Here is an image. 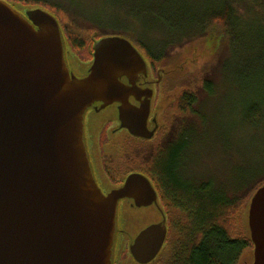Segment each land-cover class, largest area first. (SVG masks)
Here are the masks:
<instances>
[{
  "label": "water",
  "instance_id": "water-1",
  "mask_svg": "<svg viewBox=\"0 0 264 264\" xmlns=\"http://www.w3.org/2000/svg\"><path fill=\"white\" fill-rule=\"evenodd\" d=\"M67 52L54 14L41 7L22 12L0 0V264H116L125 198L133 199V208L154 205L160 212L157 222L129 237L134 260L148 264L169 230L157 191L143 173L102 190L86 145L85 115L97 103L100 109L118 104L120 127L152 137L153 89L138 85L155 79L150 63L122 35L95 42L82 76L71 69ZM189 60L159 72L184 69ZM247 224L253 248L239 262L249 256L248 264H264V184L250 198Z\"/></svg>",
  "mask_w": 264,
  "mask_h": 264
},
{
  "label": "trees",
  "instance_id": "trees-1",
  "mask_svg": "<svg viewBox=\"0 0 264 264\" xmlns=\"http://www.w3.org/2000/svg\"><path fill=\"white\" fill-rule=\"evenodd\" d=\"M9 2L22 12L27 8L41 7L54 14L61 25L69 55L84 61V67L93 60L95 42L108 35L125 36L139 46L153 75L160 68L181 64V56L174 52L176 48L192 49L195 46L194 49H198L199 42L198 46L206 42L214 46L215 50L204 52L203 57L206 54L208 60L197 66L193 73L187 71L185 63L184 69L164 74L167 87L183 88L182 102L169 108L165 127L159 135L161 143L146 144L141 154L136 155L143 157L145 171L157 188L162 185L165 192L160 189L161 193H166L173 205L187 214L181 240L177 241V247L166 246L159 256L160 264H237L244 252L253 248L247 211L253 193L264 184V174L249 184H239L236 189L215 187L210 181L194 184L183 178L180 159L185 156L190 142L184 127L187 117L195 116L193 108L200 103L198 90L212 95L220 78L225 82V68L230 57L235 58L236 54L240 53L238 67L242 76L253 78L257 74L250 70L264 67V0H206L202 3L191 0H112V10H121L130 25L143 15L169 25L175 33L170 35L172 39L164 40L160 50L138 37L132 28L118 25L122 22L118 11L112 14L117 19L114 25L80 23L71 10L52 5L47 0ZM245 9L249 12L244 16ZM254 16L259 18L257 23ZM248 41L254 43L252 49L257 51L256 64L250 63V66L247 52L251 43ZM195 53L196 50H192L189 58L192 66L201 60ZM261 111L260 106L252 102L245 108V117L248 121L255 120L262 117ZM118 259L119 256L116 264H121ZM127 259L130 260L125 264H137L131 254Z\"/></svg>",
  "mask_w": 264,
  "mask_h": 264
},
{
  "label": "rangeland",
  "instance_id": "rangeland-1",
  "mask_svg": "<svg viewBox=\"0 0 264 264\" xmlns=\"http://www.w3.org/2000/svg\"><path fill=\"white\" fill-rule=\"evenodd\" d=\"M47 1L52 5L57 4L62 8L71 10L80 23L90 22L110 25L113 23L114 25L117 20L115 19L116 17L112 15L116 14L118 11V9L112 10V0ZM191 1L194 3H202L206 0ZM168 5H170L169 2ZM248 12L249 11L245 9L243 15L245 16ZM117 14L122 17L120 18L122 22L118 23V25L132 28L135 34L141 37L142 40L153 43L152 47L156 50H160L164 44V40L165 42L170 40V35L175 33L169 25L161 21L149 20L147 15L134 19L135 22H131L130 25V21L126 19L121 10L118 11ZM254 19L256 23L259 20L258 16H254ZM152 33L156 36H153ZM248 43H251L248 49L249 52H247L250 56L248 60V65L250 66V63L256 64L257 51L252 49L254 43L249 41ZM199 44L200 42L197 44L198 49H194L195 46L192 49L189 47L187 49L180 47L178 49L176 48V51H174L178 56H181L180 60L182 63L185 62L187 58H191L192 50H196L195 55L201 57V60H199L195 66L194 64L192 66V64L186 63L188 72L193 73L197 66H200L204 61L208 60L206 54L204 56L205 58L203 57L205 51L207 52L209 49L212 51L215 50L213 49L214 46H209L207 42L202 46H198ZM226 55L227 51L223 53L224 57H226ZM231 57L227 63L228 67L225 68V82L220 78L214 92L211 93L212 95L198 90L200 103L193 108V114L195 116L191 118V115L189 119L187 117L184 132L186 131V134L190 138V142L185 156L180 159V163H182V176L187 182L198 184L210 181L215 187H230L231 189H236L239 187V184H249L255 178L264 174V67L259 66L258 68L260 70H254L250 67L252 69L250 71L253 73L255 72L257 75L253 78L245 77L242 76L240 67H238L240 53L236 54L235 58ZM67 59L71 69L78 76L86 74L87 69L83 65L84 61L78 57L70 56L68 52ZM154 78L156 79L155 75ZM165 78L166 77L159 82L168 85ZM197 88L198 87L195 89ZM174 89L175 91L171 90V92L167 91L165 95L162 94L160 99L154 103V111L158 113L159 119L163 120L164 124L162 125L164 127L166 124V114L170 106L173 105L174 99L178 98L177 102H182L180 90ZM252 102L260 106L262 109V117L248 121L245 117V108ZM112 113L113 109L108 107L94 115L91 119L92 129L98 131L102 122L112 116ZM188 113L191 114V110H189ZM176 125L177 123L175 126ZM175 126L173 128H175ZM113 146L116 148L115 151L118 155L125 160L129 159L128 149H126L128 146L127 143L119 147L116 140H114ZM137 154L140 155L141 153ZM152 181L155 183L153 179ZM160 189L165 192L162 185ZM163 192V199L159 203L161 208L163 210L165 209L168 213L169 230L165 243L166 245H164L162 251L166 246L170 248L173 246L177 247L176 243L181 240L180 236H183L184 233L183 226L187 222V214H183L184 211L181 208L179 209L177 206L173 205L168 195ZM131 204V202H127L124 205L125 210L121 217L120 228H125V233L127 232L121 235L117 245L119 254L118 262H121V264H125L130 260L127 259V256L130 258V235H133L150 223L157 222L161 217L158 209L154 205L133 208ZM159 256L148 264H160ZM249 258L248 256L237 264H248L247 261ZM135 262L139 264L137 261Z\"/></svg>",
  "mask_w": 264,
  "mask_h": 264
},
{
  "label": "flooded vegetation",
  "instance_id": "flooded-vegetation-1",
  "mask_svg": "<svg viewBox=\"0 0 264 264\" xmlns=\"http://www.w3.org/2000/svg\"><path fill=\"white\" fill-rule=\"evenodd\" d=\"M154 75L156 76V79L142 78L138 82V85L142 89L148 87L153 89L152 108L148 119V126L150 129H153L154 127H157V129L152 137L145 138L142 136H137L132 134L128 129L120 127V121L118 120V109H117L118 104H113L111 106H108L113 109L112 116L108 117L102 122L101 127L98 131L92 129L91 119L94 115L100 113L102 110L107 109L108 107H105L104 109H100L99 103H97L93 105L91 108H89V110L85 115V126H86L85 140H86L89 157L91 160L93 173L96 178V181L98 182L99 186L102 188V190L105 193H108L110 190L118 188L121 185H123L127 177L132 173H143L152 180V178L145 171V162L143 160V157H138L136 153H140V151L144 149L143 146L146 144H151L155 142H157V144L161 143V139L159 138V135L161 130L164 128V126L162 125L163 123L159 121L160 119L158 113L154 111V103L155 101L160 99V96L162 94L165 95L167 91L169 92H171V90L175 91L174 88L166 87L168 86L167 84L165 83L161 84V82L158 81V78H160V80L163 79L162 71L159 72L158 70ZM177 89L178 88L176 87V90ZM179 90L182 96L183 88L179 87ZM145 95H141L142 98H144ZM177 99L178 98L174 99L173 105L178 104ZM130 100L134 104H139V101L134 96H131ZM172 139L173 138H171L170 141ZM114 140H116V143L119 147L122 145H126L127 143L128 146L126 147V149H128L127 152L129 155V159L125 160L120 155H118V153L115 151L116 148H114L113 146ZM123 141H125L126 143ZM153 185L157 191L158 200L161 202V200L163 199L162 193L160 189L157 188L155 183H153ZM127 202L132 203L133 199L125 198L120 201V206H119L120 225H121V217L123 216L125 209L124 205ZM163 211L166 217L168 218L167 211H165V209ZM120 237H121V233H119V238Z\"/></svg>",
  "mask_w": 264,
  "mask_h": 264
},
{
  "label": "bare ground",
  "instance_id": "bare-ground-1",
  "mask_svg": "<svg viewBox=\"0 0 264 264\" xmlns=\"http://www.w3.org/2000/svg\"><path fill=\"white\" fill-rule=\"evenodd\" d=\"M160 122H162L163 123V120H160ZM164 124V123H163Z\"/></svg>",
  "mask_w": 264,
  "mask_h": 264
}]
</instances>
